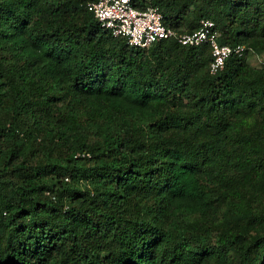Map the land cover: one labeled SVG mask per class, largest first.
I'll return each instance as SVG.
<instances>
[{"label": "trees", "instance_id": "trees-1", "mask_svg": "<svg viewBox=\"0 0 264 264\" xmlns=\"http://www.w3.org/2000/svg\"><path fill=\"white\" fill-rule=\"evenodd\" d=\"M88 1L0 0V264H264V72L128 46ZM132 1L264 51V0Z\"/></svg>", "mask_w": 264, "mask_h": 264}, {"label": "built area", "instance_id": "built-area-1", "mask_svg": "<svg viewBox=\"0 0 264 264\" xmlns=\"http://www.w3.org/2000/svg\"><path fill=\"white\" fill-rule=\"evenodd\" d=\"M86 8L102 29L115 38H123L128 46L148 49L162 39H173L184 46L207 45L211 55L208 64L211 75L222 71L231 55L242 57L247 49L241 43H220L219 31L209 18L200 19L198 27L187 32L165 25L158 7L137 6L132 0H90Z\"/></svg>", "mask_w": 264, "mask_h": 264}, {"label": "rangeland", "instance_id": "rangeland-1", "mask_svg": "<svg viewBox=\"0 0 264 264\" xmlns=\"http://www.w3.org/2000/svg\"><path fill=\"white\" fill-rule=\"evenodd\" d=\"M147 1H150V0H147ZM198 2H199V0H195V2L192 4V6L189 7V10L188 11H189V13L191 14L192 17L198 15V14H196V10H193L194 5H196ZM199 4H200V2H199ZM5 11H6V9H5ZM20 11H21V9H20ZM23 21H25V20L23 19ZM243 60H244V63L249 68H251V69L254 70V72H256V73H258V72H264V51H256V50H253L251 48H247V51H246V53L243 56ZM193 92L195 93L194 90H193ZM241 103L242 104H245L244 101H241ZM256 116H257V113L255 111V117ZM47 118L48 117L45 116L44 117V120L46 121ZM46 127H48V126H46ZM92 130H93V133L96 132V129L95 128H91V131ZM241 130L243 132H247V129L241 128ZM42 137L43 136H40V139ZM68 181L71 182L72 179L70 180V177H69V180ZM78 183H79V187H81V189H84L86 187L89 188V189L91 188V184H90L89 180H87L84 177H82V175L80 176V178L78 180ZM74 184L76 185L77 183H74ZM257 197H258L257 199L259 201L263 200V197L261 195H258ZM186 215L187 214L182 213V216H184V217H181L179 224H183L184 225V224H187L189 220H191V216H189V215L186 216ZM7 216H8V213H6L5 217H7ZM23 221H24L25 224L28 223V220H26V219H23ZM31 225H32V223L29 222V224L27 226V229L22 230L18 234H16V241H15L16 243L25 242L27 239H29L30 242L32 241V243H35V241L37 239H39V237H41L40 231L38 229L37 230L32 229L31 228ZM57 231H58V233H60L59 227L57 228ZM196 231L201 232L202 230L199 229V228H197ZM184 234H185V231H184ZM60 237L63 239L64 236H61L60 235ZM64 241L68 244L69 243L68 237ZM1 244H3V242H1Z\"/></svg>", "mask_w": 264, "mask_h": 264}]
</instances>
